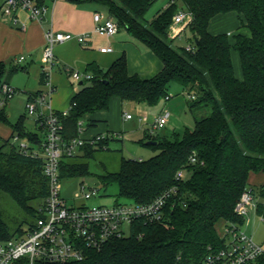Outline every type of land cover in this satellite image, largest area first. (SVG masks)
Returning <instances> with one entry per match:
<instances>
[{
	"label": "trees",
	"instance_id": "obj_1",
	"mask_svg": "<svg viewBox=\"0 0 264 264\" xmlns=\"http://www.w3.org/2000/svg\"><path fill=\"white\" fill-rule=\"evenodd\" d=\"M68 1L105 8L120 29L162 61L163 70L151 79L131 75L126 54L107 70L89 64L85 74L89 79L83 80L82 88L71 101L76 105L67 116L55 114L62 125L64 141L79 136L80 123L87 117L108 111L113 98L156 106L162 100H170L169 91L175 83L189 90V98L195 97L190 98L194 102L192 112H209L195 120L194 129L175 133L172 140L149 137L157 144L145 145L158 152L155 157L146 161L122 158L117 172L105 168L99 176L106 187L118 186L120 198L138 204L151 203L165 191L176 189L165 207L164 221L135 222L131 236L111 240L101 250L87 249L84 261L68 264L199 263L209 246H223L217 231L220 223L244 225L235 209L245 192L259 198L258 214L264 217V185L255 190L248 184L251 173H264V0H181V7L176 3L162 9L151 21L146 15L157 0ZM180 10L192 15L187 28L194 39L191 52L173 46L172 26ZM232 13L242 20L250 35L209 31L213 19ZM233 52L239 55L242 79L235 74ZM17 71L13 65L0 62V90L3 85L10 86L9 80ZM40 95L30 93L28 101ZM24 119L10 125V137L2 138L0 192L37 220L48 195L44 161L33 154L40 149L43 138L28 131ZM90 120L93 127L95 122ZM0 123L9 124L5 107L0 108ZM15 138L27 142L29 148L22 151L13 143ZM110 140L86 144L75 158L65 157L60 164L61 181L91 176L90 161L97 152L108 149ZM25 168L37 172L38 186L36 182L27 183ZM180 171L186 172L182 181L177 180ZM16 231L21 232V227ZM10 238L13 233L0 209V240ZM22 262L19 264H25ZM257 264H264V255Z\"/></svg>",
	"mask_w": 264,
	"mask_h": 264
},
{
	"label": "built area",
	"instance_id": "obj_2",
	"mask_svg": "<svg viewBox=\"0 0 264 264\" xmlns=\"http://www.w3.org/2000/svg\"><path fill=\"white\" fill-rule=\"evenodd\" d=\"M55 3L57 0H0V20L10 25H17L18 13L26 12L31 20L42 21L45 19L49 5L48 2ZM168 9L177 3V0H165ZM192 21V15L186 10H180L174 19L172 26V38H181ZM94 33L99 36L111 38L118 34L120 27L118 22L109 15L97 12L93 15ZM180 28V29H179ZM46 46L43 50V74L46 85L49 87L48 96L51 97L53 88L49 75L56 67L54 47L57 44L76 41L81 45H86L89 38L86 34H72L55 32L48 30L45 33ZM192 51V45L185 48ZM111 48H102V53H111ZM24 60V58H21ZM73 80L79 82L89 79L85 74L71 69L66 70ZM0 93L5 99L0 100V108H3L7 100L12 97L15 90L9 85H3ZM45 96H38L34 100L28 101V113L36 117L38 125L43 127L44 137L39 150L33 154L44 161L43 174L48 180V195L42 206L39 208L40 217L36 225L27 231H21L17 237L7 240H0V264H68L82 262L86 259L87 249L101 250L108 242L116 238L131 236V226L135 222H145L150 224L161 223L165 219V207L170 198L176 194V189L165 191L154 201L148 204L123 203L112 207L93 206L85 204L70 206L68 201L62 197L61 190V161L67 158H75L82 147L86 144H95L106 138L113 139V136L99 135L86 140L83 137L85 130L83 122L80 123L79 136L66 142L62 138V125L55 114L41 116L38 112L39 104L45 102ZM195 99V97H190ZM62 112L67 116L72 107ZM137 118L143 125H150L151 133L154 130L164 128L168 123L169 114L155 117L150 122V118L145 113L132 115L126 113L125 120ZM150 122V123H149ZM22 151H26L29 146L18 138L14 139ZM186 178V172L180 171L177 180ZM100 197V190L97 188L81 185L78 199L88 202ZM259 198L251 192H245L236 206V213L239 217L246 219L253 211L257 212ZM264 221V217L261 216ZM124 228H128L126 235ZM223 246L215 248L209 246L205 256L196 264H257L258 259L264 255V249L257 244L241 227L229 223L225 225L223 235ZM23 263V262H22Z\"/></svg>",
	"mask_w": 264,
	"mask_h": 264
},
{
	"label": "rangeland",
	"instance_id": "obj_3",
	"mask_svg": "<svg viewBox=\"0 0 264 264\" xmlns=\"http://www.w3.org/2000/svg\"><path fill=\"white\" fill-rule=\"evenodd\" d=\"M177 4L181 7V0H177ZM165 6V0H157L148 11L146 19L151 21L160 10L165 8ZM96 7L103 11H107L103 7ZM232 16V18L236 16L234 20L230 19V21H226L225 24L220 21V18L222 17H216L213 19L210 27L212 33L229 34V32H231V34L242 33L250 35L249 29L243 27L242 20L239 19L235 13H232ZM122 34H124V32ZM193 43L194 39L192 32L190 29L186 28L182 37H177L173 41V46L176 48H186L189 45H193ZM6 64L8 66L13 65L18 68V71L9 80L10 85L15 89L16 94L10 97L7 100V104L4 105L6 112L9 115V124L0 123V146L3 143L2 138L11 133L10 125L16 124L22 117L25 118V127L28 131L38 133L40 137L43 138L44 132L35 127L36 117L30 116L27 109V94L24 91L28 82V74L21 70L26 62L21 60L20 56H17V59L16 56H13L6 62ZM233 64L235 74L238 75V77H241L242 70L240 58L236 52H233ZM74 88L80 90L82 86H78V83L74 82ZM188 94L189 90H186L179 84H172L169 91L170 100H162L158 105L151 107L146 106L144 110H142V112L147 114L150 118V122L155 117L169 114L167 125L162 129L154 130L153 133L150 131L152 129L149 124L143 125L137 118L132 120L124 119L126 113H130L134 116L142 113L136 107V103L122 102L119 98H113L110 102L108 111L96 113L97 115L108 113L110 116L109 130H107L105 135L110 137L113 136V139L109 141L108 149L97 152L95 158L90 161L91 176L86 178H65L61 181L62 197L68 201L70 206L85 204L89 207H112L123 203H131V201L119 197V189L117 185L106 187L101 182L99 176L105 172V168L109 172H117L122 158L146 161L155 157L158 152L145 145L150 142L149 137L172 140L175 133L182 134L185 129H194L195 120H200L203 117H206L209 112L208 110L192 112L191 108L194 102L188 97ZM4 99V95L0 93V100ZM90 122L91 120L86 119L83 123V129L85 130L84 133L86 136H92L107 129L106 124L102 123H99L98 126L89 127ZM13 143L18 145L14 140ZM23 143L28 144L27 142ZM23 175H25L26 180L28 179L27 183L29 184H34V182L37 184V182H40L38 174L33 168H25ZM82 184L86 187L99 189L100 197L88 202H83L78 199V202H76L75 198L80 192ZM36 186H38V184ZM0 209L5 223L8 225L11 233H13V237L19 235L20 232L18 233L16 231L18 228L21 227L22 231H27L30 227L36 225V218L27 216L9 195L2 192H0ZM245 223L244 226L248 225V228L254 232V234L252 233L254 240L264 237V222L256 216L255 211L246 218ZM225 225L226 224L222 222L217 226L219 236L223 235ZM245 228L246 226L244 229ZM124 230L126 231V235H128V228H124Z\"/></svg>",
	"mask_w": 264,
	"mask_h": 264
},
{
	"label": "crops",
	"instance_id": "obj_4",
	"mask_svg": "<svg viewBox=\"0 0 264 264\" xmlns=\"http://www.w3.org/2000/svg\"><path fill=\"white\" fill-rule=\"evenodd\" d=\"M48 5V13L42 21L31 20L26 12L18 13V23L15 26L0 20V62L6 63L13 56H16V59L17 56L24 58L23 61L26 64L22 68L28 74V82L24 91L27 94V103L30 93H41V96L46 95L47 97L45 102L38 106V112L41 116L62 113L68 110L72 98L79 91L74 88V82L77 81L66 73L67 69L86 74L88 65L96 64L101 69L107 70L123 54H126L128 70L131 75H138L142 79H151L163 70L162 61L146 45L135 40L126 30L120 29L118 34L111 38L94 33L93 15L97 12L108 15L107 11L98 9L92 4L77 5L70 3L68 0H57L55 3L49 1ZM218 17H222L220 21L225 24L230 19L234 20L236 16L232 18V14H229ZM210 27L211 23L209 31L212 33ZM48 30L86 34L89 38L86 45L70 41L57 44L54 47L56 67L53 73L49 75V80L55 88V92L51 97L47 95L49 87L46 85L45 76H43L42 62L43 50L46 46L45 33ZM123 32L124 34H122ZM229 34L231 35V32ZM102 48H111L113 51L102 53ZM236 76L238 79L243 78V74L241 77ZM81 82L83 85V81H79L77 82L78 86H82ZM136 107L142 112L146 106L137 104ZM86 119L94 120V126H98L99 123L107 126V129L92 136H86L84 133L83 137L86 140L103 135L109 130L110 116L108 113L96 114ZM35 123V127L39 129L40 126L36 119ZM89 127H91L90 124ZM10 135L11 133L2 137L8 138ZM248 184L251 189H260L264 185V173H251ZM255 214L261 219L258 210ZM245 221L246 219H244V224H246ZM245 226H241L242 230L253 238L252 233L254 234V232L248 228V225ZM254 241L264 249V237Z\"/></svg>",
	"mask_w": 264,
	"mask_h": 264
},
{
	"label": "water",
	"instance_id": "obj_5",
	"mask_svg": "<svg viewBox=\"0 0 264 264\" xmlns=\"http://www.w3.org/2000/svg\"><path fill=\"white\" fill-rule=\"evenodd\" d=\"M80 84L82 85V82H81ZM148 144H149V145H156L157 143H156V142H152V141H150V142H148Z\"/></svg>",
	"mask_w": 264,
	"mask_h": 264
}]
</instances>
